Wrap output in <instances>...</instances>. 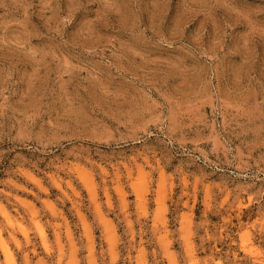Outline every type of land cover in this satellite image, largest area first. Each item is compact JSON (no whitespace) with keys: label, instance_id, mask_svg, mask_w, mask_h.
Returning <instances> with one entry per match:
<instances>
[{"label":"rangeland","instance_id":"1","mask_svg":"<svg viewBox=\"0 0 264 264\" xmlns=\"http://www.w3.org/2000/svg\"><path fill=\"white\" fill-rule=\"evenodd\" d=\"M0 264H264V0H0Z\"/></svg>","mask_w":264,"mask_h":264}]
</instances>
